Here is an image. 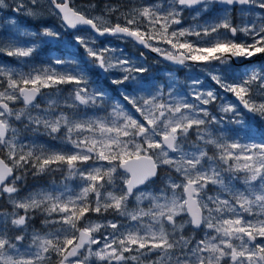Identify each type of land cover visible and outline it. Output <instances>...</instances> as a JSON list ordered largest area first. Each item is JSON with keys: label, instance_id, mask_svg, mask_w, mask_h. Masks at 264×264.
Listing matches in <instances>:
<instances>
[{"label": "snow or ice", "instance_id": "snow-or-ice-1", "mask_svg": "<svg viewBox=\"0 0 264 264\" xmlns=\"http://www.w3.org/2000/svg\"><path fill=\"white\" fill-rule=\"evenodd\" d=\"M47 4L63 31L95 33L73 31V41L92 68L119 73L110 83L127 87L113 99L90 83L74 56L28 67L41 43L61 40L60 30L0 37V52L25 64H0V199L11 206L0 210V264H264V133L245 140L225 127L245 125V111L264 118V100L254 96L264 94V68L231 79L228 69L220 71L233 58L264 54V0H160L127 11L105 4L115 23L81 11L73 0ZM212 4L223 6L222 15L199 22ZM8 7L41 14V0L14 6L0 0V9ZM188 9L196 22L173 27ZM237 10L240 23L233 22ZM104 36L131 38L184 67L206 64L211 80L238 103L201 87L199 78L184 89L171 74L167 82L149 79V68L123 49L96 47ZM63 85H73L66 95ZM218 99L223 115L208 107ZM22 132L46 134L68 150L25 143ZM161 170L168 173L164 185L152 190ZM55 171L64 173L63 186L19 195L28 173ZM89 214L122 219L92 222ZM36 216L43 230L33 224Z\"/></svg>", "mask_w": 264, "mask_h": 264}, {"label": "rangeland", "instance_id": "rangeland-1", "mask_svg": "<svg viewBox=\"0 0 264 264\" xmlns=\"http://www.w3.org/2000/svg\"><path fill=\"white\" fill-rule=\"evenodd\" d=\"M96 1H101V0H96ZM129 1H131L132 3H135L136 0H129ZM9 2L10 3L12 2L15 4L17 2V0H9ZM24 2L27 5L29 3V0H24ZM73 2L76 6H78L80 8L81 11H85L92 16H104L105 15L104 5L108 4V2H95V1H94V3H92V2L88 3V1H85V0H73ZM145 3H154V2H149V1L143 2V4H145ZM7 4L9 5V3H7ZM91 4H95L96 7L94 9H90L88 6ZM4 9H7V8H4ZM207 13L208 12L202 13L199 16L198 21L201 23H203L205 21L211 22V21L215 20L218 16L222 15V12L221 13L218 12V13H216V15L214 17H211V18L205 17L204 18V16ZM193 15L194 14L187 16V22L190 23V24H187V26L192 25L196 22L192 19ZM27 16L28 15H26L24 17H27ZM28 17H31V16H28ZM24 19H27V18H24ZM31 19H32V21H38L40 19L42 21V23L45 21H48L49 26H47V27L53 28L54 30H60L62 32V38L59 41L54 40V41H49L46 43H41L38 46L37 51L33 54V56L31 58H29L28 67H31L33 65L39 67L41 65L49 64V63H51L52 57H55V56H60V57L74 56V57L78 58V56L81 55L80 49L76 46L74 41L71 40L70 37H67V36L64 37V31L61 29V26H60L61 25L60 20H57V17H55L54 15H51L49 13L48 4H47L46 0H41V14L37 17H31ZM104 19L112 22L111 19L106 18L105 16H104ZM241 19H242V17L240 16L239 17V23H240ZM16 21H17V25L13 26V25L9 24V22L6 18L2 19V13H0V37H8V36L16 35L18 32H39L40 30H42L43 28L46 27V26L42 25V28L38 29V31H35V30L31 29L30 26H28V25L27 26L21 25L19 23V19H16ZM57 22H59V28L57 27ZM36 23H38V22H36ZM173 27H177V26L174 25ZM80 35H87V34L83 33ZM237 38L246 39L245 37H243L242 34H238ZM20 39L26 43L29 42V40H30V38L23 37V36H21ZM187 39L196 40V37H187ZM122 44L124 46V42H122ZM119 45L120 44H118V43L111 44V46L115 47V48H120V49L125 48L123 46L119 47ZM96 47H104V46L96 44ZM61 49L64 50L65 52L62 53ZM127 49H129V50H127ZM123 50H124V53L127 57L134 59L139 64H142L141 60L138 59L137 56L135 55L136 54L135 49L125 48ZM84 54L86 55L85 50H84ZM246 60H252V59H246L244 57H240L238 61L243 62ZM0 64H5V65L12 66V67H16L17 69H23L25 67L24 61L22 59H19L16 57H9L3 52H0ZM232 66L229 64L220 66L221 72H224L225 69H228V71L225 72L224 74L229 79H231L232 77L238 78V77L242 76L244 73H246L250 68H253V67H250V68L248 67V68H245L244 70H237V69H234ZM256 68H264V65L258 66ZM109 74H107V77H111L113 75H120L119 73H109ZM169 74H171L172 76H174L176 78L177 83L181 89L186 88L188 83L192 79L199 78V79H202L204 81V85H201V87L208 86L211 88H215L217 90V93L220 96H223L226 100L231 101L232 103H238L236 101L235 97L231 93H223V91L221 89H219V86L216 85L211 80V77H210L209 72H208V65H204L201 67H195V68H187V73L185 74L186 78H181L178 75V73H173V72H166L165 74H162V77H164V79H157V76L152 74V73H145L144 75H145V77H148L149 79H155L159 82H167V80L169 78ZM93 86L105 90L108 93V95L110 97H112L113 99H116L119 97V90L120 89L127 87L126 85H119V86L112 85L110 83L109 78L107 80H103L100 77L97 78L96 83ZM60 87L63 89L61 95H66L68 90H70L73 87V85H63ZM54 91H55V89H46V91H44V92H54ZM254 96H255V99H257L258 101L264 100V94H256L254 92ZM220 104H221V100L218 99L214 105H209L208 107L211 110H213V114L223 115L222 113L219 112ZM244 120L246 121L245 125H236V124H227L226 123L225 127L228 129H233V130L238 131L239 136L242 139L246 140L249 135H254L256 139H259L260 134L264 133V118H262L259 115L247 113L245 111ZM233 134H234L233 132L228 133V135H233ZM21 135L23 136L25 143H29V142L34 141L37 144L42 145L45 148H48V149H51L54 151L55 150H68V146L64 145L59 140H54V139L50 138L46 134H38V133H34V132H26V133L22 132ZM163 173L164 174H162V176L160 178L162 181V185H160L161 187L164 185L165 179L168 175V173L166 171H163ZM37 176H43V177L41 179H35V177H33V180L30 182L31 185L29 188L21 187V191L19 193L20 196H25L29 192L41 190V189H51V188H57L58 189L66 183L65 178H64V173H62L61 171L44 173V174L37 175ZM173 176H175V174H173ZM78 183H79L78 180H72L70 182V185L72 187H76L78 185ZM153 186H155V185L154 184L151 185L152 190H159L160 189L159 187L156 189ZM0 210H9L10 211L11 206L7 203V201L4 200L3 204H0ZM89 215L90 216L92 215L91 216L92 222H103L107 219L116 218L110 214H105L104 216H101L100 218H96L95 214H89ZM86 219H87V217H86ZM80 223H83V221H81ZM33 224L35 225V227L37 229L43 230V228H44V226L41 224V217L40 216H36L35 220L33 221ZM49 227H51V226H49ZM101 231H103V229Z\"/></svg>", "mask_w": 264, "mask_h": 264}, {"label": "flooded vegetation", "instance_id": "flooded-vegetation-1", "mask_svg": "<svg viewBox=\"0 0 264 264\" xmlns=\"http://www.w3.org/2000/svg\"><path fill=\"white\" fill-rule=\"evenodd\" d=\"M85 1H88V3H90V2L94 3V1L95 2H108V4H111L113 6H118L121 11H127L131 8V6L143 4V2H145V1L154 2V3L160 2V0H136L135 3H132L129 0H101V1L85 0ZM5 2L9 3V5H12V6L15 5L12 2L10 3L9 0H5ZM221 9L222 8L219 6V4L210 5L209 9L207 11L208 13L204 16V18L205 17L206 18L214 17L216 15V13H218V12L221 13ZM0 13H2V19L6 18V17H13V18L19 19V23L21 25H24V26L28 25V26H30L31 29H33L35 31H38V29L42 28V25H44L46 27L49 26L48 21H45L43 23L40 19L38 21H32L31 17H28V16L24 17L26 15L23 13L13 12L11 7H8L7 9H0ZM191 14H194V10H192V9L186 10L184 12L183 24L179 25V26L176 25V26L177 27H187V24H190L187 22V16H189ZM104 16L106 18L111 19L112 23L116 22V14L115 13H112V14H106L105 13ZM232 16H233V22L239 23V17H240L239 11L237 10V11L233 12ZM22 18L23 19L27 18V19L23 20ZM57 20H59L58 17H57ZM36 22H38V23H36ZM120 22L123 23L122 20ZM60 24H61V21H60ZM57 27L59 28V22H57ZM76 32H78L79 34L85 33L87 35H94L90 29L76 30ZM72 33L73 32H70L69 30L66 32L64 31V37L67 36V37H70L71 40H73ZM185 39H187V37H185ZM237 39H239V38H237ZM122 42H124V46H123ZM113 43L120 44L119 47L123 46L125 48L135 49V51H136L135 55L137 56V58L141 60L143 65H145L149 68L148 73H152V74L156 75L157 79H164V77H162V74H165L166 72L178 73V75L181 78H186L185 74L187 73V68L201 67V66H190V67L182 66V67H180V66L170 65V64L166 63L163 59H161L159 56H152L141 45H137L133 41H131L127 38L123 39V40L117 39L116 37L104 38L101 40L97 38V45L105 46V45H111ZM151 43H153L156 46H159L163 49H169L170 48V45L164 44L163 42L157 43L156 41H151ZM77 47L80 49V52H81V55H79L77 59L80 61V66L88 72L90 83L92 85H94L96 83L97 78H99V77L102 78L103 80H107L108 77L103 72H101L99 69L92 68L90 66V64L88 63V57L84 54V48L79 47V46H77ZM125 48H123V49H125ZM127 50H129V49H127ZM61 52L64 53L65 51L61 49ZM141 54H143V55H141ZM158 54L161 55L160 53H158ZM251 59L254 61L251 64H248L247 66L236 68V67H233L231 64H229V65H231L234 69H237V70H244L245 68H248V67L250 68V67H258V66L264 65V54H257L255 56H253ZM44 91H46V89ZM159 180L161 181V179H159V178L156 181H159ZM153 187H155V186H153ZM3 202H4V200L1 199L0 204H3ZM116 218L121 219L119 217H116Z\"/></svg>", "mask_w": 264, "mask_h": 264}, {"label": "water", "instance_id": "water-1", "mask_svg": "<svg viewBox=\"0 0 264 264\" xmlns=\"http://www.w3.org/2000/svg\"><path fill=\"white\" fill-rule=\"evenodd\" d=\"M221 8L223 7L222 5H219ZM82 29H88V28H86V27H84V28H78L77 30H82ZM91 30V29H90ZM70 32H73V31H76V30H69ZM93 33V32H92ZM94 35H95V33H93ZM104 38H113L112 36H104V37H98V39H104ZM127 39H129V40H131V41H133L135 44H137V45H140V44H138L137 42H135L134 40H132L131 38H127ZM144 49H146L147 50V52L149 53V54H151L152 56H159L161 59H163L166 63H168V64H170V65H173V66H180V67H182L181 65H177V64H174V63H172L171 61H168V60H166V59H164V56H162V55H159L158 53H156V52H152L149 48H145L143 45H141ZM254 60H246V61H243V62H238V58H233L232 60H231V64L233 65V66H236V67H240V66H244V65H247V64H249V63H252ZM200 65H206V64H192V66H200ZM157 179V178H156ZM1 200V199H0Z\"/></svg>", "mask_w": 264, "mask_h": 264}, {"label": "trees", "instance_id": "trees-1", "mask_svg": "<svg viewBox=\"0 0 264 264\" xmlns=\"http://www.w3.org/2000/svg\"><path fill=\"white\" fill-rule=\"evenodd\" d=\"M161 174H164L163 173V170H161L160 172V176ZM33 177H35V179H41L43 176H37V175H32L31 173H28V175L26 176L25 180H24V183L22 185L23 188H29L30 185H31V181L33 180ZM155 185L156 188H160L162 185V181H156L155 183H153ZM92 216V215H91ZM96 218H100L101 216H95Z\"/></svg>", "mask_w": 264, "mask_h": 264}]
</instances>
